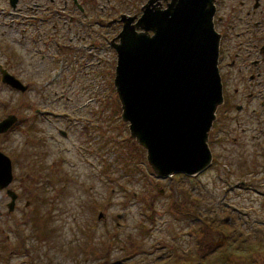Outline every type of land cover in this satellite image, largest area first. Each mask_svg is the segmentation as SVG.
<instances>
[{"label":"rangeland","instance_id":"obj_1","mask_svg":"<svg viewBox=\"0 0 264 264\" xmlns=\"http://www.w3.org/2000/svg\"><path fill=\"white\" fill-rule=\"evenodd\" d=\"M17 26H0V65L28 84L15 89L0 72V121L18 117L0 134L17 193L9 211L0 188V264L33 256L39 264H178L196 255L204 264H264V118L218 107L210 166L158 177L115 104L108 44L85 52L69 34L39 26L22 39Z\"/></svg>","mask_w":264,"mask_h":264},{"label":"water","instance_id":"obj_2","mask_svg":"<svg viewBox=\"0 0 264 264\" xmlns=\"http://www.w3.org/2000/svg\"><path fill=\"white\" fill-rule=\"evenodd\" d=\"M180 3L169 12L146 5L136 24L131 25L130 18L113 44V84L121 119L128 124L130 137L146 150L147 162L158 177L176 172L192 176L210 166L209 131L223 103L219 37L212 19L201 16L203 12L192 4L185 5L187 0ZM0 70L5 84L22 91L28 88L6 68ZM17 119L10 114L1 120L0 134ZM12 179V161L0 149V188H6L11 198L9 211L17 198L9 187Z\"/></svg>","mask_w":264,"mask_h":264},{"label":"flooded vegetation","instance_id":"obj_3","mask_svg":"<svg viewBox=\"0 0 264 264\" xmlns=\"http://www.w3.org/2000/svg\"><path fill=\"white\" fill-rule=\"evenodd\" d=\"M183 1L0 0V26L17 24L16 29L22 39L32 33L29 28L46 27L53 35H60V38L63 34L76 38L79 42L77 47L85 52L98 53L101 49H107L104 45L107 43L116 55L113 44L119 41L124 25L128 24L130 18H133L130 24L135 25L146 5L167 12L170 7ZM190 4L194 10L203 12L201 16L211 17L214 31L219 37L218 69L223 103L218 109L225 116L233 115L235 109L239 112L251 109L247 112L249 116L256 120L263 119L264 0H187L185 3L187 6ZM135 30L140 31L138 27ZM73 47L67 45V48ZM101 61L97 60L95 66L100 65ZM217 119L216 112L214 122ZM204 258L196 255L192 260L186 258L177 262L204 264ZM37 259L36 256L31 257L30 263L39 264Z\"/></svg>","mask_w":264,"mask_h":264},{"label":"trees","instance_id":"obj_4","mask_svg":"<svg viewBox=\"0 0 264 264\" xmlns=\"http://www.w3.org/2000/svg\"><path fill=\"white\" fill-rule=\"evenodd\" d=\"M115 104L118 105V108H120L119 101H118L117 98H116V100H115ZM42 229H43V228H42Z\"/></svg>","mask_w":264,"mask_h":264}]
</instances>
